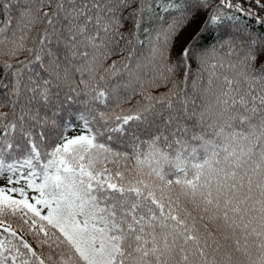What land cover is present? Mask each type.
Masks as SVG:
<instances>
[{
	"label": "snow or ice",
	"instance_id": "6c2138e0",
	"mask_svg": "<svg viewBox=\"0 0 264 264\" xmlns=\"http://www.w3.org/2000/svg\"><path fill=\"white\" fill-rule=\"evenodd\" d=\"M261 13L0 0V264H264Z\"/></svg>",
	"mask_w": 264,
	"mask_h": 264
},
{
	"label": "trees",
	"instance_id": "16d2710c",
	"mask_svg": "<svg viewBox=\"0 0 264 264\" xmlns=\"http://www.w3.org/2000/svg\"><path fill=\"white\" fill-rule=\"evenodd\" d=\"M232 19H230L227 24H228V29L230 31H237L241 29H245V26H247L246 30H251L254 32H260V25L254 23V18L252 17H244L240 16L236 13H231ZM261 15H264V13H261ZM199 26V22H196L192 25V29H196ZM33 35H35V31L33 32ZM187 35V34H185ZM23 58V57H21ZM78 105L74 104L73 107H77ZM8 109H0V111H7ZM67 117V113L65 114ZM65 123L68 125V127H72V130L67 129L66 134L67 135H78L82 132V127H81V122L78 119L72 118V119H67L65 120ZM29 240H32V237L29 235Z\"/></svg>",
	"mask_w": 264,
	"mask_h": 264
}]
</instances>
